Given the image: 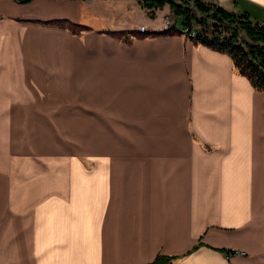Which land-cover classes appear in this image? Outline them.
Listing matches in <instances>:
<instances>
[{"label":"crops","instance_id":"1","mask_svg":"<svg viewBox=\"0 0 264 264\" xmlns=\"http://www.w3.org/2000/svg\"><path fill=\"white\" fill-rule=\"evenodd\" d=\"M170 7L0 0V264H264V91Z\"/></svg>","mask_w":264,"mask_h":264},{"label":"built area","instance_id":"2","mask_svg":"<svg viewBox=\"0 0 264 264\" xmlns=\"http://www.w3.org/2000/svg\"><path fill=\"white\" fill-rule=\"evenodd\" d=\"M167 3L176 5L181 11L165 15V28L177 29L190 40L230 39L229 30L238 29L239 18H228L221 14L218 0H167ZM259 26L264 28L263 23H259ZM139 31L148 33L147 26H140ZM237 42L246 45L242 38Z\"/></svg>","mask_w":264,"mask_h":264},{"label":"trees","instance_id":"3","mask_svg":"<svg viewBox=\"0 0 264 264\" xmlns=\"http://www.w3.org/2000/svg\"><path fill=\"white\" fill-rule=\"evenodd\" d=\"M21 3H28L32 0H18ZM144 6L147 8L163 7L167 0H143ZM221 14L231 18L234 14H230L220 9ZM247 32L253 43L242 45L234 39L203 40L204 43L220 51L229 53L235 61L240 73L246 75L253 86L260 91H264V28L259 24H254L250 20L247 21ZM119 38H124L127 43L131 42V38L126 32L114 33ZM170 258L159 257L153 264H169Z\"/></svg>","mask_w":264,"mask_h":264},{"label":"rangeland","instance_id":"4","mask_svg":"<svg viewBox=\"0 0 264 264\" xmlns=\"http://www.w3.org/2000/svg\"><path fill=\"white\" fill-rule=\"evenodd\" d=\"M166 5V4H165ZM170 6V5H169ZM157 9L156 7L151 8V10ZM171 12L172 14L176 13V12H180L181 10L174 4H171ZM247 22L243 20V18H239V24H238V29L235 31L229 30V33L231 34V38L230 39H234L235 41H239L240 38H242V41H245L246 45H248L249 43H253V41L251 40V38L248 35L247 32ZM76 125V124H75ZM88 125V130L90 131H96V130H100V124H87ZM92 142L96 143V138L95 139H91Z\"/></svg>","mask_w":264,"mask_h":264}]
</instances>
